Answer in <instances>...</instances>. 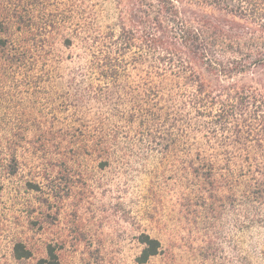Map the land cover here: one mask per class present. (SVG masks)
<instances>
[{
    "label": "rangeland",
    "instance_id": "1",
    "mask_svg": "<svg viewBox=\"0 0 264 264\" xmlns=\"http://www.w3.org/2000/svg\"><path fill=\"white\" fill-rule=\"evenodd\" d=\"M116 6L40 0L38 15L55 16L59 29L50 48L34 46L20 64L14 48L0 47V264H40L50 245L58 264H139L142 234L162 245L145 264H264V210L246 199L243 181L211 196L177 175L197 152L233 165L264 163V153L249 143L226 154L195 128L184 132L186 145H148L127 126V92L138 88L127 83V54L118 80L88 69L81 38L108 32ZM75 33L72 49L63 47ZM238 80L262 89L264 70ZM17 244L31 256L16 259Z\"/></svg>",
    "mask_w": 264,
    "mask_h": 264
},
{
    "label": "trees",
    "instance_id": "2",
    "mask_svg": "<svg viewBox=\"0 0 264 264\" xmlns=\"http://www.w3.org/2000/svg\"><path fill=\"white\" fill-rule=\"evenodd\" d=\"M115 2L117 20L108 32L79 38L90 52L87 67L99 80H118L127 54V73L130 66L134 69L127 83L138 84L137 90L127 92V126L148 145H186L184 132L195 128L204 144L216 143L226 154L249 151V143L264 153V80L262 89L238 80L250 70H264V0ZM39 4L40 0H0V29L5 34L0 47L14 48L20 64L27 62L29 49H45L60 36L55 16L38 15ZM10 31L17 32L15 41ZM77 37L63 36L61 45L70 50ZM219 50L223 53L217 58ZM191 117L196 118L194 125ZM204 158L199 152L192 154L180 163L177 175L199 182L197 191L211 196L233 188L231 179H241L246 199L264 210V163H207ZM140 243L139 264L162 249L149 234H142ZM48 254L49 260L40 264H58L51 245ZM30 256L24 245L15 246L16 259Z\"/></svg>",
    "mask_w": 264,
    "mask_h": 264
}]
</instances>
